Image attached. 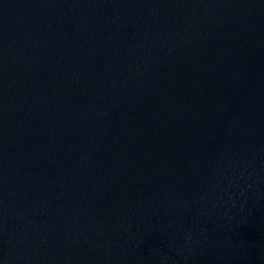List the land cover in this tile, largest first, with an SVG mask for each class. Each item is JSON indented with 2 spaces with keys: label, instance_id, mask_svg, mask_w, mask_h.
Returning <instances> with one entry per match:
<instances>
[{
  "label": "water",
  "instance_id": "obj_1",
  "mask_svg": "<svg viewBox=\"0 0 264 264\" xmlns=\"http://www.w3.org/2000/svg\"><path fill=\"white\" fill-rule=\"evenodd\" d=\"M0 264H264V0H0Z\"/></svg>",
  "mask_w": 264,
  "mask_h": 264
}]
</instances>
